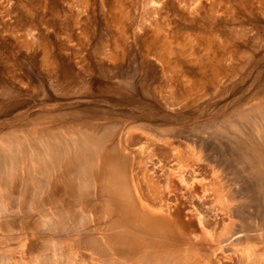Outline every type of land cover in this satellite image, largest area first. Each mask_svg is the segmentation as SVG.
I'll use <instances>...</instances> for the list:
<instances>
[{
  "label": "rangeland",
  "instance_id": "rangeland-1",
  "mask_svg": "<svg viewBox=\"0 0 264 264\" xmlns=\"http://www.w3.org/2000/svg\"><path fill=\"white\" fill-rule=\"evenodd\" d=\"M185 32L197 34L195 56L181 48ZM208 34L214 39L206 54L201 42ZM164 37L172 55L162 50ZM263 121L264 0H0V134H24L23 145L33 149L41 133L62 132L64 139L74 128L104 135L103 147L136 151L141 144L143 152H129L133 176L144 184L140 169H151L172 211L197 226L214 214L227 222L229 213L233 224L219 241L239 228L249 233L244 243L227 245L202 233L212 246L199 254L207 264H250L252 255L240 256L245 247L258 253L252 264H264ZM18 155L11 163L5 158L15 173L0 184V264H101L74 239L92 213L82 209L87 222L78 231L60 229L78 215L56 222L52 202L67 210L57 180L67 161L49 173L48 190L38 196L20 173L47 163L31 167L28 155ZM42 220L49 228L39 227ZM180 230L200 237L199 229Z\"/></svg>",
  "mask_w": 264,
  "mask_h": 264
},
{
  "label": "bare ground",
  "instance_id": "bare-ground-1",
  "mask_svg": "<svg viewBox=\"0 0 264 264\" xmlns=\"http://www.w3.org/2000/svg\"><path fill=\"white\" fill-rule=\"evenodd\" d=\"M160 29L162 30V28L157 26L155 31ZM194 35L197 34L195 33ZM194 35L191 32H185L183 40L187 43L183 42L186 46L183 45L184 47L181 48L185 49L186 55L195 56V51L191 48V44L198 40ZM202 39L201 44L204 46L203 49L207 51L206 54H208V52L212 50L211 46L214 36L208 34L202 37ZM161 43L163 46L162 50H164L168 56L170 54L172 55L175 50L171 41L164 37L162 38ZM178 46H180V43ZM196 55L198 60H201L200 57H203L198 53H196ZM216 55L217 54L215 52H212L211 59H214ZM209 57L210 56H207L205 59ZM178 64L179 63H177L176 60H173L172 64L169 63L172 69H176ZM184 75H186V79L188 80V74ZM168 91H170L169 88ZM134 123H129L128 125L134 126ZM85 130L86 129L74 128L69 131L68 135L70 137H66L64 139L60 138L57 134H61L62 132H49L47 134H45V132L44 134L41 133L39 137H36L38 141V148L35 147L34 149L28 145H23L25 140L24 138H26L24 134L19 136H14L10 132H6L3 135L0 134L2 135L0 136V162L4 163V165H1L0 163V184H3L4 187L7 186V181H10L14 177L15 173V166L11 164L6 165L7 161H5V158H9L10 162L11 157L17 158L19 156L18 154L21 153L22 156L28 155V157L26 156L28 159L24 157L21 158H24V161L28 160L31 167L32 164H36L41 160L43 163H47L48 166L46 165L42 169L37 166L32 168L28 167L29 169H24V175L20 173L21 178L24 179L23 186H26V190L29 188L28 184H30L33 180V185L31 184L32 187L29 189L32 188L35 195H43V192L48 190L46 181L49 177V173H51L53 169H56V165H59L62 160H65L67 161L66 165L63 164L62 167L67 166L68 169H65L61 174H59L57 180H63L64 187L62 189V195H64V199L66 200L65 205L67 206V210L63 212L62 209L57 207L55 202H52V204H54V214L57 218L56 222H63L65 220V216H69V218H71L78 215L74 217L70 226L60 228L61 231L62 229H70L74 231L87 222H84V220H86V216L83 215V210L84 212L87 210L88 213H92V219H88L90 225L84 226L81 234L77 235L78 238H74L77 239V241L74 242L76 245H79L78 243H84L87 248L90 247V249L94 252V255H98L100 257L99 261L102 262L101 264H207V262L201 260L199 254H203L200 253V251L204 248V246L208 249L212 246H209V244L205 245L203 243L204 236H202V233H204L206 237H210L213 242L215 241L214 237H216L217 241H219V237L221 235L230 231V226L233 224V219L230 217L231 215L226 212L223 213V216H227V222H224L222 217L220 219L221 229L218 231L216 230L218 223H220L218 221V218H220V216L218 217V214L216 216L214 214L213 220L211 219L208 222L205 219V222L203 221L202 225L200 224L199 226L195 223H191L190 221H186L184 217L180 216L178 209L172 211L170 207L172 199L168 193L162 194V192L158 190V184L155 182L156 179L154 180L153 176H151L152 174H149L148 172V170L151 169H148L146 166L141 167L140 169L142 172L141 179H144V182L142 180L140 181L144 184L135 180V177L133 176L134 173H132L133 167H131L133 165L131 159L132 155H130L129 152H143L144 148L141 144H139L140 147L138 146V148L135 149L136 151L132 148L130 150H125V148L124 150H116L114 146L103 147L105 141L104 135L100 136L99 134L93 133L91 130ZM126 132L131 134L130 130ZM132 139H135V142H140L141 136L139 137L134 135ZM123 144L126 145L125 140H123ZM125 147H127L126 149L129 148V146ZM10 149L13 150L11 153L14 152L15 154H13L15 156L10 154ZM170 150V145H167V147L163 149L164 153L170 152ZM16 158L15 161L20 159ZM13 161L14 159L12 162ZM154 163L155 162H153V165H155ZM97 166L99 167L98 171L94 170V167L97 168ZM36 167L37 170L33 169ZM187 167L189 166L187 165ZM58 168L59 166L57 167V170ZM57 180L55 182H57ZM199 181L202 182V180ZM51 187L53 189V185ZM54 188H59L57 183L54 185ZM79 202L80 205L77 207L76 204ZM41 208L43 209V207H40V211ZM171 215L174 220L171 218ZM47 216H49V214ZM47 221L50 220L47 219ZM39 223V227L41 228H44L43 226L47 227L48 225L46 222L45 223L47 225H44L43 220ZM188 226L191 227L192 230L199 229L200 237L197 241H193L192 237L186 236L185 233L187 232L180 230V228L182 229V227L184 228ZM209 227H211V230ZM36 228H38V226ZM47 228H49V226ZM42 231H44V229H42ZM248 234L249 233L247 231L239 228L231 236L224 238L219 242L224 245H227L232 241V243L236 244L244 243V238ZM260 238H263V236ZM106 251L111 253L110 257L105 256ZM239 251L241 253L240 256L244 259H246L245 257L249 255L253 256V261L250 258V264L255 261L254 258L258 255L256 251H253V254L249 247L239 248ZM55 257L56 256H54V259ZM261 257L263 256H260L259 258ZM43 258L44 257H42V259ZM206 261H209L208 257L206 258Z\"/></svg>",
  "mask_w": 264,
  "mask_h": 264
}]
</instances>
